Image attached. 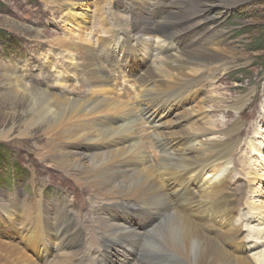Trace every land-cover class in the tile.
I'll return each mask as SVG.
<instances>
[{
  "label": "bare ground",
  "instance_id": "bare-ground-1",
  "mask_svg": "<svg viewBox=\"0 0 264 264\" xmlns=\"http://www.w3.org/2000/svg\"><path fill=\"white\" fill-rule=\"evenodd\" d=\"M44 1L63 14L64 33L52 31L41 44L40 55L55 69L37 86L23 75L6 72L4 87L28 100L31 117L22 135L43 128L44 142L36 144L41 160L92 191V216L107 238L103 236L100 249L91 237L84 244L71 203L50 217L40 202L30 212L23 200L4 202L2 212L11 222L0 220V264H102L112 259L114 246L123 250L116 256L118 263L130 264L124 247L140 252L146 240L150 251L175 252L186 264H264V251L250 254L264 244V231H256L257 240L251 243L240 237L245 224L257 221L260 229L264 226V201L255 196L263 170L257 173L250 163L245 167L240 155L243 171H249V177L254 174L250 183H259L247 201L249 186L233 185V169L244 174L234 163L240 145L230 155L237 126L220 130V138L201 137L213 129L204 123V94L209 92L204 82L210 84L224 64L215 37L197 45L199 49L192 50V42L183 46L187 34L145 15V9L158 10L159 0L137 2L131 32L117 17L111 23L103 16L104 0ZM91 5L101 15L96 29L86 24L88 13L76 10ZM114 7L126 11L124 5ZM79 19L80 24L67 27ZM192 25L197 28L192 22L190 29ZM140 50L152 58L134 71L130 58L137 61ZM9 135L3 131L0 137ZM134 208L142 216L137 225L127 219ZM243 209L253 216L239 215ZM152 264H160V259L154 257Z\"/></svg>",
  "mask_w": 264,
  "mask_h": 264
},
{
  "label": "rangeland",
  "instance_id": "rangeland-1",
  "mask_svg": "<svg viewBox=\"0 0 264 264\" xmlns=\"http://www.w3.org/2000/svg\"><path fill=\"white\" fill-rule=\"evenodd\" d=\"M0 1L2 3L0 6V38H9L14 45V48L7 51V47L0 42V134L3 131H10V135L7 138L0 137V145L2 144L6 147V152L10 154V159L13 160L12 163L14 162L19 166L18 168H9L2 172L3 176L6 174V178L0 179V184H3L0 186V220H4L5 225L11 222L8 220L6 222V216L2 212L1 208L4 202L13 204V202L23 200L29 212L34 210L40 202L41 205L45 204L47 210L51 211L50 217H53V213H59L64 203H71L73 211L75 210V217L79 220L78 224L82 229L81 240L88 245L91 237L95 241L96 249H100L106 236H104L102 227L97 223L98 221L95 222L94 215L92 216L94 210L91 208L92 205L89 201L92 191L85 186H78L71 175L65 173L64 170L56 166H48L41 160L36 152V144L44 142L43 128L36 127L29 132V136L22 135L25 124L31 117L28 100L14 92L7 91L4 87L7 83V73L23 75L28 81L35 83V86H37L39 81H44L46 75L55 69L53 65L48 67L45 59L40 55L43 52L41 44H45L51 38L53 35L52 31L64 33L62 29L63 14L58 12L57 8L51 6L48 2L44 3V0ZM112 1L114 4L110 5L108 0H104L102 4L104 9L102 8V10L105 14L103 16L111 23L117 17L116 19L120 21L119 23L126 29L128 28V31L131 29V32L134 26L133 23L136 20L134 9L135 6L138 8L136 4L139 0ZM158 2V10L152 13V11L148 12L145 9V15L159 24L165 23L168 24L167 26L174 27L173 30L177 33L187 34L188 37L184 38L183 46L186 47L188 43L192 42L194 43L192 50L195 47L199 49L201 46L197 47V45H207L210 43L209 38L215 37L218 48L223 51V56L220 59H224V64L215 72L210 84L204 82L209 86V92L207 91L204 94V97L208 95L205 101L204 123H206L205 126L207 128H213L214 130L211 129L208 134H204L201 137L204 140L210 137L220 138V130L229 129L233 124L237 126L236 132L238 134L234 132L236 137L234 145L231 147L230 155L240 145L238 150L241 149V151L234 152L237 158L234 163L240 164V173L244 174H239L238 169H233V185L236 188L248 185L246 200L250 201L253 198L251 192L254 187L256 189L259 186V183L257 185L256 183H250L254 174L249 177V171L248 173L243 171L244 166H242L243 162H241L242 157L240 155H244L243 159L244 161L246 160L245 167L250 163L252 166H250V169L258 170L257 173L263 172L264 175V66L261 65V62H257V57L262 56L263 52L250 50L251 39L240 31L246 25L251 26L256 23L253 18L247 19L245 18L246 16L240 15V12L243 10L244 14L250 16L254 10L264 11V0H159ZM116 3L124 5L126 11L122 13L121 10H117L114 7ZM105 5L107 8H105ZM87 7L89 8L78 7L76 10H78L77 12L88 13L86 24L92 26V29H96L99 26L101 15L94 5ZM245 7H248V9L245 10ZM81 22V19L76 22L71 21L73 24L69 23L67 27L72 28L74 24H80ZM190 22L197 23V28L192 25L191 29L193 31L189 28ZM132 34L138 37L136 33L133 32ZM46 49H48V46H45L44 51ZM139 52L141 56L137 60L138 62L135 61V57L130 58L134 71L144 67L151 56L141 50ZM118 55L123 54L119 53ZM129 68L131 69V67ZM187 107H191V105L189 104L183 109ZM170 123V121H166L164 125L168 124L166 126L170 128L172 127L169 125ZM155 132L163 134L158 130ZM151 135L157 137L153 132H151ZM198 138L193 140L196 144ZM191 142L186 141V144ZM53 151L59 152L55 147ZM228 166L230 169L233 168L230 162ZM13 173L18 177L15 182L8 179V176H12ZM262 178L260 188L256 191L255 196L257 199L264 201V177ZM10 181V191H8L5 189L6 185L4 183ZM114 198L117 199V197ZM121 212V210L118 212L119 216L123 215ZM136 212H139V208L132 209L127 216V219L135 225L142 218ZM243 213L247 217L253 216L251 212L245 209L239 212V215H243ZM15 214L17 215L18 212L16 211ZM47 222L48 220L45 221V224ZM50 223L53 226L55 224L54 219L51 218ZM258 223L255 221L245 224L244 232H241L240 236L246 239L245 242L251 243V241L257 240L256 231H264V226L260 229L257 225ZM237 224L239 223L237 222ZM11 232L16 234L15 239H19L16 233L17 229H12ZM146 245L148 247L147 240L144 243L143 251L140 252L136 250V247H124L130 264H152L154 257L160 259V264H171V262L172 264H186V261L175 252H166L159 249L150 251ZM250 251V254L253 253L254 255L257 252H262L264 251V244ZM110 253L112 259L106 263L102 260L100 263L119 264L116 256H122L123 250L114 246Z\"/></svg>",
  "mask_w": 264,
  "mask_h": 264
},
{
  "label": "trees",
  "instance_id": "trees-1",
  "mask_svg": "<svg viewBox=\"0 0 264 264\" xmlns=\"http://www.w3.org/2000/svg\"><path fill=\"white\" fill-rule=\"evenodd\" d=\"M1 5H2V3L0 1V6ZM244 9L247 10L248 7H245ZM240 15L246 16L245 18H247V19L253 18L254 22L256 23L255 25H251V26L246 25L240 31L243 34H246L251 39L250 50H252L254 52H263L262 56L257 57V62L258 63L261 62V65L264 66V11L254 10L250 14V16H247L246 14H244V12L242 10L240 12ZM0 42L3 46L7 47V51L10 50L11 48H14L13 42L9 38H6V37L0 38ZM259 58H261V59L259 60ZM12 161L13 160L10 159V154L6 152V147L1 144L0 145V179L1 180L6 178V174L4 176L2 175L3 171H5L6 169L8 170L9 168L11 169L14 167H16V168L19 167L16 163H14V162L12 163ZM16 178H18V177L16 175H14V173L12 174V176H8V179H10L12 182H15ZM11 181L4 183V185H6L5 189H9ZM1 184H0V186H1Z\"/></svg>",
  "mask_w": 264,
  "mask_h": 264
}]
</instances>
